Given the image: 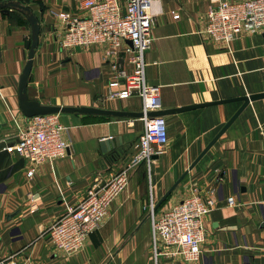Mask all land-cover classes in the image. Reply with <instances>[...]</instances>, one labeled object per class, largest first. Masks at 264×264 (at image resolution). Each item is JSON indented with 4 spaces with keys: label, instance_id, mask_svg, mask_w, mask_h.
<instances>
[{
    "label": "crops",
    "instance_id": "0c3cea01",
    "mask_svg": "<svg viewBox=\"0 0 264 264\" xmlns=\"http://www.w3.org/2000/svg\"><path fill=\"white\" fill-rule=\"evenodd\" d=\"M18 1L39 24L27 95L43 105L94 107L140 112L134 96L103 103L109 80L104 46L63 50L59 12L85 15L83 0ZM219 0H160L146 53V82L160 87L162 110L264 93V32L243 34L229 49L198 35L209 6ZM173 15H179L174 20ZM31 29L26 18L0 13V261L29 259L31 264H185L160 246L154 254L146 207L170 194L169 209L191 194L211 198L205 216V242L194 264H264V99L251 102L188 171L237 112L241 102L164 116L168 142L150 164L130 170L129 185L111 204L103 227L90 235L81 252L65 255L50 243L48 231L68 208L77 207L99 178L108 181L129 164L143 130L139 119L58 114L68 145L66 156L46 162L27 176L31 165L6 148L28 124L18 104V84L28 60ZM121 139L129 149L115 161L100 142ZM146 169V172H145ZM233 197L230 207L227 199Z\"/></svg>",
    "mask_w": 264,
    "mask_h": 264
},
{
    "label": "built area",
    "instance_id": "2783aa9c",
    "mask_svg": "<svg viewBox=\"0 0 264 264\" xmlns=\"http://www.w3.org/2000/svg\"><path fill=\"white\" fill-rule=\"evenodd\" d=\"M160 0H83L81 10L85 15L59 12L57 19L63 32L59 39L63 50L104 46L109 64V80L101 102L124 101L138 97L143 118L142 133L129 164L108 181L95 179L84 200L75 208H68L48 231L51 245L65 255H76L85 246L88 237L98 232L109 216L112 202L129 185L130 170L137 164H150L159 157L168 142L165 117H147L148 113L162 110L160 87L151 86L145 79V55L152 48L154 16ZM179 19V15H173ZM264 32V0H219L209 6L205 24L198 35L208 41L222 44L229 49L231 43L247 33ZM131 43V46L128 44ZM64 128L58 115H41L28 119L25 129L15 144L5 150L27 161L31 177L36 167L66 156L68 145L63 139ZM233 197L227 205L234 206ZM149 211L154 254L160 246L172 249L171 256L179 257L185 264L197 263L205 242L203 220L215 202L193 193L169 209L154 213ZM0 264H31L1 260Z\"/></svg>",
    "mask_w": 264,
    "mask_h": 264
},
{
    "label": "water",
    "instance_id": "95a60500",
    "mask_svg": "<svg viewBox=\"0 0 264 264\" xmlns=\"http://www.w3.org/2000/svg\"><path fill=\"white\" fill-rule=\"evenodd\" d=\"M9 10L17 11L21 13L27 20L30 29H31V37L30 41L26 42V48L28 49V60L23 68V71L19 78L18 84V104L21 113L25 116V118L29 119L35 116L41 115H50V114H79V115H91V116H103L110 118H125V119H141L143 118L142 112H125V111H116V110H108V109H99L94 107H66V106H52V105H43L38 103L35 100H30L27 95V83L30 76L31 68H32V60L35 54V50L38 46V35H39V24L37 18L32 14L29 8L24 6L18 1H6L0 2V13L7 15ZM131 46V43L128 42ZM264 99V93L260 94H252L248 96L239 97L236 99L229 100H219L213 103L201 104V105H193L186 106L182 108L170 109V110H161L155 113L146 114L147 117H156V116H168L178 113H183L187 111H192L196 109L206 108L215 105H222L227 103L241 102L240 108L237 112L230 118V120L224 125V127L220 130V132L215 136V138L208 144V146L202 151V153L196 158V160L189 166L188 171L191 170L196 163L200 160V158L208 151V149L217 141V139L225 132V130L233 123L235 119L240 115V113L251 103L257 100ZM121 145V139H110L103 142H100V148L103 155H109L111 161H115L116 158L120 157L125 150L129 149V146L124 148H118L117 143ZM157 157L154 156L153 159ZM187 174L185 172L162 196V198L156 203L153 208L155 211L162 202H164L168 196L174 191V189L178 186V184L183 180L184 176ZM149 214L146 215L148 219Z\"/></svg>",
    "mask_w": 264,
    "mask_h": 264
},
{
    "label": "rangeland",
    "instance_id": "374dc122",
    "mask_svg": "<svg viewBox=\"0 0 264 264\" xmlns=\"http://www.w3.org/2000/svg\"><path fill=\"white\" fill-rule=\"evenodd\" d=\"M163 117V116H162ZM145 164V163H144ZM145 172H146V169H145ZM170 196V195H169ZM169 196H168V198H169ZM168 198L164 201V202H162L161 203V205L154 211V213H161V212H163V211H165L166 209H164L163 211H161V209H163V207H164V205L166 204V202H167V200H168ZM156 205V203L153 205V206H155ZM147 213H146V215L149 213V211H146ZM148 219H149V216H148Z\"/></svg>",
    "mask_w": 264,
    "mask_h": 264
}]
</instances>
